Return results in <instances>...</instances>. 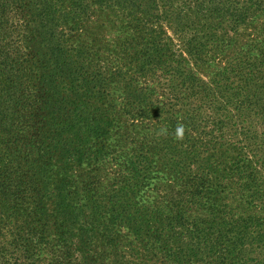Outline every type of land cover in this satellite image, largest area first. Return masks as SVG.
Here are the masks:
<instances>
[{"label":"trees","instance_id":"trees-1","mask_svg":"<svg viewBox=\"0 0 264 264\" xmlns=\"http://www.w3.org/2000/svg\"><path fill=\"white\" fill-rule=\"evenodd\" d=\"M0 264H264V0H0Z\"/></svg>","mask_w":264,"mask_h":264},{"label":"rangeland","instance_id":"rangeland-1","mask_svg":"<svg viewBox=\"0 0 264 264\" xmlns=\"http://www.w3.org/2000/svg\"><path fill=\"white\" fill-rule=\"evenodd\" d=\"M103 19L105 21V18L104 17H103ZM119 24H122V23H119ZM110 32H111V34H114V33L118 32V31L110 30ZM168 34H169L170 37H126V39L128 41H135V43L138 42L139 44H144V42H143L144 39L143 38H145L146 40H150L151 42L152 41H155V42H159L160 41L162 43H168V44L173 43V45L171 44V46H170V48H171V51L170 52L172 54H175L176 55V54H178V52L176 51V49L180 48L179 47V42L180 41L176 37H171L172 36V33L170 31H168ZM121 38L123 39L125 37H103V42L106 43V44H108V45H106V47H108L110 50L116 49L117 51H120V50H122L121 47L124 46V45H120V43H119V41H120ZM139 41H141V42H139ZM100 42H102V41H100ZM117 42L119 43V46L118 47L116 46ZM170 63H172V62H170ZM175 63H176V61L173 62V64H171L172 65L171 68H167V70L170 73L169 74L170 77L173 76V72L176 73V70L177 69H173V67L176 65ZM142 75H143V73H142ZM175 78L178 79V77H175ZM204 78L206 80H208L207 79L208 78L207 76H204ZM118 107L119 108L124 107V102H123L122 99L118 100ZM125 122L132 123L134 121L132 119H130V120L126 119Z\"/></svg>","mask_w":264,"mask_h":264}]
</instances>
